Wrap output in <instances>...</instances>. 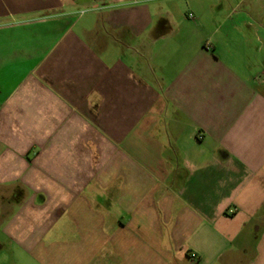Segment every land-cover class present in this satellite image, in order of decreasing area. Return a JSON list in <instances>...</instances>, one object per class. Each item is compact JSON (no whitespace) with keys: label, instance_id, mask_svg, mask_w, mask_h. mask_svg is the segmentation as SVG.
<instances>
[{"label":"crops","instance_id":"0c3cea01","mask_svg":"<svg viewBox=\"0 0 264 264\" xmlns=\"http://www.w3.org/2000/svg\"><path fill=\"white\" fill-rule=\"evenodd\" d=\"M0 264H264V0H0Z\"/></svg>","mask_w":264,"mask_h":264},{"label":"rangeland","instance_id":"374dc122","mask_svg":"<svg viewBox=\"0 0 264 264\" xmlns=\"http://www.w3.org/2000/svg\"><path fill=\"white\" fill-rule=\"evenodd\" d=\"M81 9H83V8H81ZM81 9H80V10H81ZM80 10H79V11H80Z\"/></svg>","mask_w":264,"mask_h":264},{"label":"built area","instance_id":"2783aa9c","mask_svg":"<svg viewBox=\"0 0 264 264\" xmlns=\"http://www.w3.org/2000/svg\"><path fill=\"white\" fill-rule=\"evenodd\" d=\"M199 138H201V136Z\"/></svg>","mask_w":264,"mask_h":264}]
</instances>
